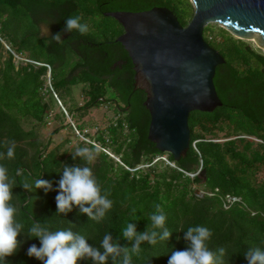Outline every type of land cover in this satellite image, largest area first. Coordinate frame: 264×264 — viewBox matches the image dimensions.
Segmentation results:
<instances>
[{
	"label": "trees",
	"instance_id": "obj_1",
	"mask_svg": "<svg viewBox=\"0 0 264 264\" xmlns=\"http://www.w3.org/2000/svg\"><path fill=\"white\" fill-rule=\"evenodd\" d=\"M83 2L102 16L104 10L153 5L170 7L181 24L193 14L190 0H0V152L6 153L9 142L16 144L15 158L5 157L0 163L16 181L12 203L18 208L16 219L24 224L17 237L21 244L5 258L6 264H43L26 254L31 244L39 247L38 238L27 236L33 221L49 230L71 228L96 248L106 233L131 248L133 241L123 237V229L133 223L137 233L150 230L149 217L156 204L167 215L171 237L155 245L143 242L132 264H167L172 250L188 246L187 228L197 225L212 230L208 246L214 252L225 249L224 264H247L246 251L264 249V176L257 177L258 169L264 170V52L222 26L213 35H209L213 24L204 26V38L225 59L216 65L213 76L222 104L211 111H190L189 147L175 160L147 136L150 115L143 104L145 91L133 86V63L124 46L115 36L97 39L90 31L85 35L63 31L70 17H80L89 25L94 12L82 9ZM41 20L48 21L54 34L61 33L62 42L41 34ZM19 52L26 58L15 59ZM76 82L83 83L84 102L68 104L65 96ZM56 97L65 107L51 113ZM102 101L113 104L118 116L93 133L85 132L97 144L80 138L72 148H62L63 142L48 147L50 138L38 137L36 125H45L50 117L59 121L51 133L66 124L81 130L87 123H76L73 109L83 115L81 110ZM68 114L72 123L65 121ZM24 120L32 121L31 126L25 127ZM217 129L225 130L222 140ZM78 147L90 149L93 159H73ZM164 153L165 160H154ZM86 163L113 201L101 220L89 219L76 206L67 213L56 209L55 189L64 165ZM199 167L205 168V176L196 173ZM38 178L51 181L54 190L22 187ZM197 186H202V193L196 192ZM122 260L123 254L115 261L109 257L107 264ZM77 264L94 262L85 257Z\"/></svg>",
	"mask_w": 264,
	"mask_h": 264
},
{
	"label": "water",
	"instance_id": "obj_2",
	"mask_svg": "<svg viewBox=\"0 0 264 264\" xmlns=\"http://www.w3.org/2000/svg\"><path fill=\"white\" fill-rule=\"evenodd\" d=\"M190 1L193 14L186 24L166 5L103 11L122 25L115 39L131 57L134 88L145 91L147 136L175 160L189 147L190 111H211L222 104L213 76L225 59L204 38V26L218 22L236 37L252 39L264 48V0ZM196 173L205 176V168Z\"/></svg>",
	"mask_w": 264,
	"mask_h": 264
},
{
	"label": "clouds",
	"instance_id": "obj_3",
	"mask_svg": "<svg viewBox=\"0 0 264 264\" xmlns=\"http://www.w3.org/2000/svg\"><path fill=\"white\" fill-rule=\"evenodd\" d=\"M73 30L85 35L89 31V25L81 23L80 17H70L65 20L63 31L71 33ZM51 39L57 43L62 42L61 33L53 34ZM15 148V142H9L6 153L0 152V160L5 157L14 159ZM76 157L88 162L93 159V153L88 148L78 147L73 153V159ZM15 184V179L9 175L8 167L0 163V261L3 264H6L5 258L13 255L19 248L21 241L17 237L24 231V224L16 219L18 208L12 203V189ZM33 185L43 189L45 193L54 190L51 181L40 178L36 179L34 184L25 182L22 187L31 191ZM55 190L56 209L59 213L70 212L76 206L81 213L87 214L89 219L101 220L113 204L108 198L110 192L102 190L100 182L87 163L85 166L64 165ZM135 212L136 209H133V213ZM149 219L150 230L137 233L133 223H127L123 229V237L133 241L131 248L114 242L110 233L103 236L100 248H96L88 243L84 235L74 232L71 228L49 230L45 224L33 221L27 236L38 238L39 247L31 244L26 254L42 261L43 264H77L85 257L90 258L94 264H107L109 257L115 261L123 254L122 264H132L133 255L139 257L142 251L140 245L143 242L155 245L158 240L166 241L171 237V231L166 227L167 215L160 204L155 205V211ZM212 235V230L207 227L189 226L184 232V240L188 242V246L183 250H172L167 264H224L225 249L220 248L218 252H214L208 246ZM245 259L247 264H264V249L250 248L245 252Z\"/></svg>",
	"mask_w": 264,
	"mask_h": 264
},
{
	"label": "rangeland",
	"instance_id": "obj_4",
	"mask_svg": "<svg viewBox=\"0 0 264 264\" xmlns=\"http://www.w3.org/2000/svg\"><path fill=\"white\" fill-rule=\"evenodd\" d=\"M84 3L85 2L82 3V6H81L82 9H85V11L91 10L92 12H94L91 6L88 7V5ZM88 23H89V31L97 39H105V38H110L113 36L116 37L123 29L121 24L114 17L110 15L102 16L96 12H94L92 17L89 18ZM208 24H213V30L212 32H209L210 33L209 35H213L216 32V29H217L216 27L222 26V24L218 22H209ZM40 30H41V33L47 32L46 28L44 27H42V29ZM241 39L247 41V43H249L250 45L264 52V48L257 46L254 40L246 39V38H241ZM3 42H5V44L3 43L4 47L7 48L6 44L8 45V43L5 40H3ZM14 57L15 59H25L26 58L25 53L22 54L20 52L14 53ZM59 72L58 74H60ZM82 87H83L82 82H76L75 84L71 85V92L65 96V99L68 104L80 105L81 103L84 102L85 98L82 93ZM55 99H56V102L52 106L51 113H55L59 109H62L63 107H65L63 105L62 100L57 99V97ZM81 111L83 112V115H79L80 112L77 108L76 110L73 109V113H74L73 118L76 121V123L91 124L90 126L91 128L89 127V130L92 133L94 130L92 126L94 124H98L99 126H106V124H108V122L111 121V119H114V116L117 115L116 110L113 108V104H110L105 101H102V103L100 104L91 105L87 108V110L85 111L81 110ZM71 118H72L71 115L68 114L66 115L65 121L66 122L69 121L70 123H72L73 120ZM58 122L59 121H56L54 117H50L49 122H47L45 125H36L38 137L42 141H47L50 138L48 147L55 146L57 144H60L61 142H63L62 148H72L76 146V144L78 143L81 137L73 125L71 126L70 124H66L65 127L61 128L59 131L55 133H51V130L53 129V127L57 125ZM31 124H32V121L30 120L23 121V125L25 127H29L31 126ZM224 131H225L224 129H217V133H218L217 136H219L218 137L219 140H222L224 138L223 137ZM250 138L256 140L255 137H250ZM115 157L118 159V156L115 155ZM158 157H161L165 160L166 153L156 156L154 160L157 159ZM263 176H264V170L260 167L257 171V177L261 178ZM196 192L202 193L203 192L202 186H197Z\"/></svg>",
	"mask_w": 264,
	"mask_h": 264
},
{
	"label": "built area",
	"instance_id": "obj_5",
	"mask_svg": "<svg viewBox=\"0 0 264 264\" xmlns=\"http://www.w3.org/2000/svg\"><path fill=\"white\" fill-rule=\"evenodd\" d=\"M118 116V114L117 115H115L114 117H117ZM89 125H86V126H84L81 130L80 129H78L77 127L75 128L76 130H77V132H78V134L80 135V137L81 138H84V139H86V140H89V141H92V142H94L95 144H97L96 142H95V140H93V137L92 136H90V135H86L85 134V132H90V133H92L90 130H89ZM93 128H94V130H93V132H95L98 128H99V125L98 124H94L93 126H92ZM91 128V127H90ZM107 150V149H106ZM108 151V150H107Z\"/></svg>",
	"mask_w": 264,
	"mask_h": 264
},
{
	"label": "flooded vegetation",
	"instance_id": "obj_6",
	"mask_svg": "<svg viewBox=\"0 0 264 264\" xmlns=\"http://www.w3.org/2000/svg\"><path fill=\"white\" fill-rule=\"evenodd\" d=\"M39 25H40V29H42V27L46 28L47 32L44 33L42 32L41 34L45 35V36H52L54 34V31L51 27V25L48 23V21H45V20H41L39 22ZM41 31V30H40Z\"/></svg>",
	"mask_w": 264,
	"mask_h": 264
}]
</instances>
